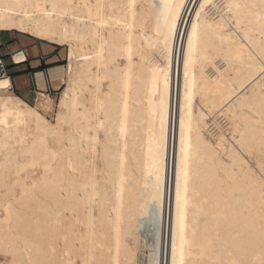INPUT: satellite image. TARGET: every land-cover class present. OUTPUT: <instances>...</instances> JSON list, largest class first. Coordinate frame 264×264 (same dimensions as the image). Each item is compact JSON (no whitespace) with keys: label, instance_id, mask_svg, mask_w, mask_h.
Listing matches in <instances>:
<instances>
[{"label":"bare ground","instance_id":"bare-ground-1","mask_svg":"<svg viewBox=\"0 0 264 264\" xmlns=\"http://www.w3.org/2000/svg\"><path fill=\"white\" fill-rule=\"evenodd\" d=\"M0 31L66 47L54 124L0 96V264H140L150 225V264H264V0H0Z\"/></svg>","mask_w":264,"mask_h":264},{"label":"crops","instance_id":"crops-1","mask_svg":"<svg viewBox=\"0 0 264 264\" xmlns=\"http://www.w3.org/2000/svg\"><path fill=\"white\" fill-rule=\"evenodd\" d=\"M1 34L7 35L5 40ZM20 53L25 59L15 62L14 57ZM0 57L7 68V77L0 80V85H4L0 93H13L27 104L38 91L54 90L64 68L59 46L4 31H0Z\"/></svg>","mask_w":264,"mask_h":264},{"label":"rangeland","instance_id":"rangeland-1","mask_svg":"<svg viewBox=\"0 0 264 264\" xmlns=\"http://www.w3.org/2000/svg\"><path fill=\"white\" fill-rule=\"evenodd\" d=\"M6 33L14 35V36L19 35V36L24 37V38L37 40V39L32 38V37H30L28 35L20 34V33H17V32H6ZM6 36H7L6 34H1L2 40H5ZM45 43H47V42H45ZM60 58L64 59V62H62V64L65 66L66 65V47H60ZM61 71H63V68L61 69ZM58 77H59L58 80H60V78L63 77L61 72L58 75ZM63 89H64V86L59 82V83H57V85H56L54 90H51V91H48V92L40 91V92H42L44 94L49 95V97L53 100V105L50 108L51 110L50 109L49 110H47V109L43 110V109H40L38 107V111L41 110L40 113L43 115L45 120L47 122H49L50 124H54L55 123L56 114L58 113L57 103H58V100L60 98V95H61V92H62ZM38 93H39V91H38ZM7 95H13V93H0V96H7ZM36 98H37V95H34L33 99L30 102H28V104L31 105L32 107H35L37 105L36 101H35ZM217 119H218V121L222 120L221 117H217ZM222 122H224V121H222ZM209 124H210V122H209ZM28 169L29 168H27L26 170L27 171H31V170L37 169V167H31L29 170ZM151 210L152 211H150L149 220H150V224L154 225L153 224L154 223L153 222V220H154L153 218L155 216L156 209H155L154 206H152ZM3 217H4V213H3L2 209H0V219L3 218ZM150 226H148L149 228H147V230H145V234H144L145 235V242H144L145 243L144 244L145 247L143 248L142 252L140 253V262H139L140 264H148V263L150 264L152 262V258H153V254H152L153 248L152 247L154 245V232H153L154 229H152V227H150ZM5 258L6 257L0 255V262L1 263L4 262Z\"/></svg>","mask_w":264,"mask_h":264},{"label":"built area","instance_id":"built-area-1","mask_svg":"<svg viewBox=\"0 0 264 264\" xmlns=\"http://www.w3.org/2000/svg\"><path fill=\"white\" fill-rule=\"evenodd\" d=\"M5 77H7V68L3 59L0 57V79Z\"/></svg>","mask_w":264,"mask_h":264},{"label":"snow or ice","instance_id":"snow-or-ice-1","mask_svg":"<svg viewBox=\"0 0 264 264\" xmlns=\"http://www.w3.org/2000/svg\"><path fill=\"white\" fill-rule=\"evenodd\" d=\"M4 85H0V87H3ZM186 176V174H185ZM186 191V188H185ZM179 200H180V192H179V184L177 185V203H178V207H179ZM173 253L175 254V248L173 249ZM175 264V261H174Z\"/></svg>","mask_w":264,"mask_h":264}]
</instances>
